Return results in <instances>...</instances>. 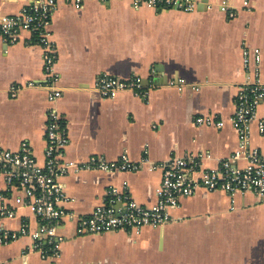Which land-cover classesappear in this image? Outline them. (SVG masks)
<instances>
[{
	"label": "crops",
	"instance_id": "0c3cea01",
	"mask_svg": "<svg viewBox=\"0 0 264 264\" xmlns=\"http://www.w3.org/2000/svg\"><path fill=\"white\" fill-rule=\"evenodd\" d=\"M31 1L0 0V16L17 14ZM224 1L236 16L221 10ZM50 30L63 91L55 104L39 86L46 81L43 49L30 43V33L22 31L14 44L0 42L2 145L17 150L28 141L42 164L47 111L55 105L69 132L67 159L127 155L143 163L132 172L67 174L62 182L72 201L64 204L66 209L79 217L90 215L109 186L125 183L138 203L155 204L162 177L156 166L162 161L192 154L199 156L201 167H215L238 148L231 121L236 94L256 72L264 81V0H198L192 12L135 7L132 0H84L79 9L61 1ZM245 47L257 48L261 55L258 64L252 60L249 72ZM102 74L141 75L151 86L148 97L125 91L102 98L92 91ZM177 77L197 88L169 86ZM16 85L22 88L13 96ZM203 114H217L224 126L197 125ZM258 114L264 118V100ZM251 129L252 146L264 152V134L256 121ZM237 164L244 166L245 160ZM5 187L0 174V189ZM171 214L173 220L165 226L105 235L78 234L76 220H69L58 230L63 241L56 258H42L32 248V237L23 236L0 244V264H264V200L255 194L232 196L200 187ZM23 224L31 230L40 227L27 206L0 219V226L10 230Z\"/></svg>",
	"mask_w": 264,
	"mask_h": 264
},
{
	"label": "built area",
	"instance_id": "2783aa9c",
	"mask_svg": "<svg viewBox=\"0 0 264 264\" xmlns=\"http://www.w3.org/2000/svg\"><path fill=\"white\" fill-rule=\"evenodd\" d=\"M61 1L76 9L84 5V0H32L19 13L0 16V42L14 44L21 32L27 31L31 35L30 43L42 47L46 81L39 86L47 89V97L52 104L63 95L58 86L60 74L55 70L58 52L50 30L52 16ZM98 1L105 3L109 0ZM132 2L135 7L146 5L159 10L192 12L196 10L198 0ZM221 10L231 17L237 15L236 11L229 10L226 1L221 4ZM252 60L256 64L260 62L259 49L245 47L243 61L246 72H249ZM256 76L240 85L235 98L231 121L238 133L239 146L220 160L217 166L201 167L199 156L192 154L171 156L156 166L161 169L162 177L156 188L155 204L148 206L138 203L132 198L127 183L121 187L112 185L106 189L101 203L87 216L79 217L64 207V204L72 201L62 182L64 176L82 170L132 172L140 170L143 163L132 161L127 155L118 160H108L96 154L83 162L67 159L66 148L70 141L67 124L55 105L51 106L47 111L46 147L42 164L28 141H23L17 150L4 147L0 141V174L6 182L5 189H0V219L13 217L18 208L27 206L40 222L37 230H31L27 224H23L19 230L0 226V244L31 236L34 241L32 248L39 251L42 258L54 259L59 256L63 241L58 230L69 220H76L78 234L105 235L120 230L138 232L147 226H165L173 220L171 210L180 205L182 198L192 196L200 187L225 191L232 196L251 192L264 200V152L251 144L252 122L256 121L259 131L264 134V118L258 114L264 100V81L258 77V72ZM144 80L138 74L129 77L102 74L96 79L92 91L106 99L115 98L125 91L146 98L151 86H146ZM168 85L180 91L187 86L197 88L181 77L172 78ZM21 88L12 86L13 96ZM196 124L222 128L224 120L217 114H203L196 118ZM241 159L245 160L244 166L237 164Z\"/></svg>",
	"mask_w": 264,
	"mask_h": 264
},
{
	"label": "water",
	"instance_id": "95a60500",
	"mask_svg": "<svg viewBox=\"0 0 264 264\" xmlns=\"http://www.w3.org/2000/svg\"><path fill=\"white\" fill-rule=\"evenodd\" d=\"M146 84H147V82H146Z\"/></svg>",
	"mask_w": 264,
	"mask_h": 264
}]
</instances>
